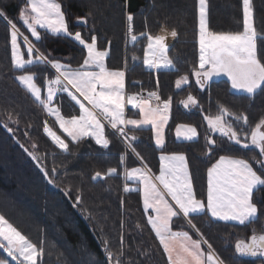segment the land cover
I'll use <instances>...</instances> for the list:
<instances>
[{"label": "trees", "instance_id": "16d2710c", "mask_svg": "<svg viewBox=\"0 0 264 264\" xmlns=\"http://www.w3.org/2000/svg\"><path fill=\"white\" fill-rule=\"evenodd\" d=\"M57 1L72 34L79 31L88 41L94 36L99 48H108V66L126 71L130 92L156 91L162 100L171 101L166 142L161 147L155 144L152 127L128 128L124 135L127 145L110 127L105 129L108 147L92 137L73 141L17 79L20 73L30 71L46 88L56 77L49 64H34L24 70L14 65L9 22L32 39L20 19L27 0H0V214L43 249L40 264H116V260L119 264H169L163 245L148 223L150 213L144 208L140 187L125 191L135 184L126 171L142 165L128 144L153 173L160 169L161 152H184L196 194L205 200L208 169L222 155L248 159L261 174L257 149H245L229 141L209 126L208 118L220 114L221 107L226 108L233 115L226 114L223 119L236 130L240 127L250 134L264 119V91L252 96L235 91L225 76L208 82L201 77V83L196 82L195 72L200 70L198 0ZM207 2L210 31H243V0ZM252 8L257 55L264 60V0H252ZM128 15L133 16L135 42L130 39ZM164 26L177 33L168 49L174 67L147 68V35H157ZM39 30L41 40L32 41L39 53L81 68L87 55L84 45L73 36ZM23 46L25 49V43ZM183 76L189 81L177 88L176 82ZM189 95H194L198 103L184 108L181 102ZM55 102L64 115L80 112L66 92L58 93ZM236 115L247 116L248 124L236 120ZM46 124L68 144L67 151L47 135ZM180 124L196 127L198 136L191 140L176 138ZM211 139H215V145L209 143ZM109 169L116 172L109 174ZM97 172L101 175L96 176ZM253 201L259 209L258 218L246 225L203 212L190 215L188 220L175 217L171 228L188 230L198 239L202 233L225 264L264 263V259L243 258L235 250V242L248 238L253 230L264 233V186L254 191ZM109 252L115 259H109ZM0 258L16 264L2 250Z\"/></svg>", "mask_w": 264, "mask_h": 264}, {"label": "snow or ice", "instance_id": "6c2138e0", "mask_svg": "<svg viewBox=\"0 0 264 264\" xmlns=\"http://www.w3.org/2000/svg\"><path fill=\"white\" fill-rule=\"evenodd\" d=\"M244 19L243 31L240 32H213L208 29L206 0H199V67L207 70L196 71L197 83H201V77L211 79L213 75L226 74L234 89H239L255 95L258 90L264 91V60L257 55V33L254 27L250 0H243ZM2 15V13H0ZM20 19L31 35L36 40H41L39 29L48 30L54 34L64 33L69 37L73 34L69 32L61 4L56 0H27V7L21 11ZM129 33L131 40L135 42L137 36L132 33L133 16L128 15ZM11 27L12 57L17 69H26L27 66L34 64H49L56 70L58 75L49 82L47 99H41V90L34 83V73L19 75L17 79L25 85L35 100L41 104L50 115L54 114L59 126L73 141H79L84 136H94L97 144L108 147L109 141L104 137V126L97 117V111L109 120L111 127L116 129L118 125H152L156 131V143L163 144L160 129L167 121V112L171 101L163 104V114L159 107L152 108L148 100L140 98V102L135 107L140 108L143 113L142 120H125L124 106V75L123 71H108L105 68L104 58L106 51H99L96 48V38H91L92 42L87 43L79 32L74 34V39L87 49V59L80 69H71L69 66L55 60H49L43 53L24 37L28 43L27 53L29 57L36 52V59H24L20 51L17 39L18 29L14 23ZM146 35V34H142ZM175 37L177 33L171 32ZM148 48L144 63L149 68H159L160 61L164 67H172L173 62L168 59L167 47L164 43V36L152 37L147 35ZM93 67L99 71L91 70ZM66 82V83H65ZM187 83V77L178 80L177 87L181 83ZM55 86V87H54ZM71 89L75 91H70ZM201 86H203L201 84ZM57 91L68 92L69 96L80 106L82 115L65 119L59 114V109L49 107ZM79 93V96L76 95ZM80 97L92 106V110L85 106ZM155 97L159 100L156 93L149 94V100ZM137 96L128 97L127 102L137 100ZM196 104L194 97L189 96L187 104ZM95 110V111H94ZM233 115L228 109L221 107L220 114L214 118H208L209 126L228 137L229 141L236 145H241L248 149L254 147L264 157V119L260 120L250 134L241 136L232 124L227 123L224 115ZM11 119V117H9ZM235 119L248 124L247 116L236 115ZM185 129L184 138L191 140L196 136V129L181 125ZM11 131V129H9ZM44 131L59 147L68 150L59 135L45 125ZM124 135L123 129H119ZM180 135V129H177ZM132 139H135L134 137ZM215 144L214 140L209 141ZM133 151H135L133 149ZM138 155V154H137ZM36 158L35 156L33 157ZM162 163L160 174L154 179L166 189L162 192L156 183L153 182L147 172L141 175L144 183V208L145 210L154 209L155 218L149 216L148 223L151 225L156 236L159 238L163 250L167 254L169 264H223L214 251L211 244L206 240L192 239L188 232H174L170 226L173 217L180 215L189 217L190 214H200L205 209L210 212L212 217L223 221H235L239 225L252 223L258 218V207L253 201V193L260 186H264V159L256 161L261 165V174L253 168V164L248 159L234 157L231 155L220 156L219 160L208 169L207 203L197 200L194 195L191 177L188 172L186 157L183 154H173L161 156ZM54 171V170H53ZM109 174L116 172V169H109ZM139 172V169L134 170ZM47 175V172H45ZM101 173L97 172L96 176ZM125 191H129L125 188ZM165 196H169L174 204H170ZM195 228L194 224H190ZM197 233L199 230L196 229ZM250 240L238 239L235 250L241 256H261L264 257V234H255ZM202 243L207 244L209 252L205 255ZM0 250L6 256L15 261L16 264H37V258L43 254V249L38 248L16 227L13 226L3 215H0ZM109 259H115L109 252ZM0 264H9L7 258H0ZM116 264L119 261L116 260Z\"/></svg>", "mask_w": 264, "mask_h": 264}, {"label": "rangeland", "instance_id": "374dc122", "mask_svg": "<svg viewBox=\"0 0 264 264\" xmlns=\"http://www.w3.org/2000/svg\"><path fill=\"white\" fill-rule=\"evenodd\" d=\"M208 0H206V14H207V25H208V29H209V17H208V2H207ZM56 2L57 3H59V1H57L56 0ZM60 4V3H59ZM250 4H251V10H252V18H253V23H254V14H253V8H252V0H250ZM27 7V5L26 6H24L23 8H22V10H24L25 8ZM21 10V11H22ZM61 10L63 11V9H62V6H61ZM198 10H199V0H198ZM64 13V12H63ZM64 16H65V14H64ZM65 20H66V16H65ZM66 23H67V20H66ZM26 26V25H25ZM67 26H68V23H67ZM254 27H255V23H254ZM16 28H17V26H16ZM18 29V28H17ZM68 30H69V26H68ZM19 31V30H18ZM38 31L40 32V30H39V28H38ZM173 30H171V29H169V28H167L166 26H164V27H162V29L160 30V32L157 34V35H151L152 37H156V36H164L165 37V40H164V43H165V45H166V47H167V53H166V55H167V57H168V59H170L172 62H173V60L170 58V56H169V53H168V49H169V47L175 42V40H176V38H177V35L175 36V37H173L172 35H171V32H172ZM69 32H70V30H69ZM79 32V31H78ZM19 33H20V31H19ZM75 33H77V32H75ZM75 33H73V37H74V34ZM80 34H81V37L87 42V43H91L92 41H88V40H86L84 37H83V35H82V33L81 32H79ZM257 33V32H256ZM132 34V33H131ZM22 37L24 38V36L23 35H19L18 36V39H17V43L19 44V47H20V51H21V53L23 54V57H24V59H29V58H31V59H33V60H35L36 59V56H37V54L34 52L33 54H32V57H29L28 56V53H27V48H28V43H26L25 41L23 42V40H22ZM33 39H35V37H33L32 36V39H30L29 37H28V41L29 42H31V44H32V41H33ZM131 39V38H130ZM132 41V40H131ZM149 42V41H148ZM23 43H25V46H26V48L24 49V46H23ZM33 45V44H32ZM96 48H97V50H99V51H106L107 52V55H108V48L107 49H101V48H99V45H98V41H97V39H96ZM147 48H148V43H147V45H146V48H145V55H144V60H145V57H146V55H147ZM86 51H87V49H86ZM107 55H106V57L104 58V64H105V68H106V70H108V71H123L124 73H125V75H124V92H123V95H124V97H125V106H124V119L127 117V114H128V112H129V107H132V108H135L136 110H138L139 111V113L138 114H136V115H132V114H128V115H130V120H142L143 119V113L141 112V110H140V108H138V107H135L134 105L135 104H138L139 102H140V97H138V93L137 92H130L129 90H128V85H127V77H126V71L124 70V69H111V68H109V66H108V63H107ZM86 59H87V55H86ZM59 63H61V64H63L61 61H58ZM160 63H161V66L159 67V68H150V69H154V70H160V69H168V68H173L174 67V63H173V66L172 67H164L163 66V62L162 61H160ZM145 66L147 67V68H149L148 67V65H146L145 64ZM70 67V66H69ZM71 69H80V68H72V67H70ZM206 68H207V66H206ZM91 70H93V71H99V69H97V68H95V67H93ZM26 73H33V72H30V71H25V72H22V73H20L19 75H22V74H26ZM18 75V76H19ZM218 76H220V75H213L212 76V78H214V77H217V78H219ZM227 76V75H226ZM183 77H185V76H183ZM183 77H181L179 80H181ZM187 77V76H186ZM228 77V76H227ZM56 78V77H55ZM228 79H229V77H228ZM207 80H210V79H207ZM230 80V79H229ZM188 81H189V79H188V77H187V83H188ZM34 83L37 85V87H39L40 88V90H41V99H47V90H48V87H49V84L47 85V87L46 88H44L43 86H41L39 83H38V81L36 80V76H34ZM66 83V82H65ZM186 83H181L180 84V86L179 87H177V88H182L184 85H185ZM23 85V84H22ZM25 88H26V86L25 85H23ZM204 86V85H203ZM55 87V86H54ZM233 88V87H232ZM27 89V88H26ZM28 90V89H27ZM69 90L70 91H75L74 89H71L70 88V86H69ZM233 90H235V91H240V92H244V91H241V90H239V89H234L233 88ZM58 92V91H57ZM57 92L55 93V95H54V97H53V100H52V102H51V104L49 105V107H51V108H53V109H59L58 108V105L56 104V102H55V99H56V95H57ZM141 93L142 94H144L145 96H146V98H143L144 100H148V103L150 104V106L152 107V108H157V107H159V109L161 110V114H163V104H164V102H165V100H162L161 98H160V96H159V94L156 92V91H152V92H150V91H147V90H142L141 91ZM150 93H156V95L159 97V100H157L155 97H152L150 100H149V94ZM76 95L77 96H79V94L78 93H76ZM133 95H135V96H137V100H135V101H132V103H128L127 102V100H128V97H130V96H133ZM189 96H192V97H194L195 98V100L197 101V98L194 96V95H189ZM189 96H187L186 98H184L183 100H182V102H181V105L184 107V108H191V107H195L196 105H197V103H198V101H197V103L196 104H191V103H188L187 104V107L185 106V103L188 101V97ZM80 99H81V97H80ZM81 101H82V99H81ZM83 102V101H82ZM84 103V102H83ZM85 104V103H84ZM59 111H60V109H59ZM170 112H171V104H170V106H169V109H168V112H167V116H168V118H167V121L163 124V126L161 127V129H160V133H161V137H162V140H163V144H162V146L164 145V143L166 142V138H167V125H168V122H169V118H170ZM181 125H184V126H188V127H194V126H192V125H188V124H180V125H178L177 126V128H176V131H175V134H176V138H178V139H185L184 138V133H185V129H183V128H180V126ZM48 126V125H47ZM103 126H104V124H103ZM119 127L118 128H120V129H122L123 127L122 126H124V125H118ZM145 126H149V127H152V129H153V133H154V141H155V144L156 145H158L157 143H156V129L152 126V125H145ZM49 128H51L50 126H48ZM107 128V126H104V131H105V129ZM180 129V135H178L177 134V129ZM195 129H196V127H194ZM52 129V128H51ZM242 128H238V130L237 131H239L240 132V134H241V136H244L246 133H244V131L243 130H241ZM53 130V129H52ZM54 131V130H53ZM55 132V131H54ZM123 132H124V135L126 136V133H125V131H124V129H123ZM56 134L57 135H59L57 132H56ZM60 136V135H59ZM198 136V131H197V129H196V136L194 137V138H196ZM61 137V136H60ZM61 139H63L62 137H61ZM127 139V138H126ZM64 140V139H63ZM212 140H214L215 141V139H211L210 141H212ZM216 142V141H215ZM66 143V142H65ZM124 143L127 145V143L124 141ZM211 145H215V144H211ZM128 146H129V148L131 147V149L133 150V148H132V146H130V144H128ZM158 146H161V145H158ZM210 151H211V149L209 148L208 149V152H207V154L208 153H210ZM134 155H135V153H134ZM258 158H257V161H260V160H262V156H261V154L259 155V156H257ZM259 164V163H258ZM132 168H134V167H132ZM132 168H129V171H126V176H127V178H131L130 176H132V170H130V169H132ZM1 215V214H0ZM11 259V258H10ZM12 262H14V263H16L15 261H12ZM41 262H40V256L37 258V264H40Z\"/></svg>", "mask_w": 264, "mask_h": 264}, {"label": "crops", "instance_id": "0c3cea01", "mask_svg": "<svg viewBox=\"0 0 264 264\" xmlns=\"http://www.w3.org/2000/svg\"><path fill=\"white\" fill-rule=\"evenodd\" d=\"M64 34V33H63ZM63 63V62H62ZM64 65H67V64H65V63H63ZM68 66V65H67ZM55 70V69H54ZM205 70H207V68H205V69H200L199 71H201V72H203V71H205ZM56 71V70H55ZM58 75V73L56 72V76ZM223 76H225V77H227L226 76V74H220V76H218V77H223ZM214 78H217V77H214ZM214 78H211V79H214ZM228 78V77H227ZM204 81H209V80H207V79H204ZM60 92H62V91H58L57 92V94L58 93H60ZM63 92H65V91H63ZM67 94H68V92H66ZM79 94V93H78ZM69 95V94H68ZM71 97V96H70ZM81 99H82V101L85 103V106L86 107H88L90 110H92V106L90 105V104H88V102L86 101V100H84L83 99V97H81ZM74 101V100H73ZM75 102V101H74ZM76 103V102H75ZM77 104V103H76ZM78 106H79V104H77ZM79 108H80V106H79ZM129 109V112H128V114H132V115H136V114H138L139 113V111L138 110H136L135 108H132V107H129L128 108ZM95 111V110H94ZM59 114L63 117V118H65V119H71L72 117H79V116H81L82 115V112H81V109H80V112H79V114L78 115H74V116H67V115H64L63 113H62V111L60 110L59 111ZM97 117H98V119H100V122L102 123V124H104V126H107V127H110L112 130H114L118 135H119V133H121L120 131H119V129L120 128H116V129H114V128H112L111 127V124H110V122H109V120H106V119H104V117L100 114V112H98L97 111ZM127 114V117L125 118V120H130V115H128ZM53 116H54V118L56 119V117H55V115L54 114H52ZM58 122V121H57ZM58 124H59V122H58ZM119 127V126H118ZM123 128L122 129H124V131L126 132L127 131V129L128 128H130V127H135V126H133V125H124V126H122ZM140 127H149V126H145V125H141ZM63 130V129H62ZM67 134V133H66ZM84 137H92L95 141H96V139H95V137L94 136H84ZM104 137L107 139V137H106V134H105V131H104ZM194 139V138H193ZM126 142V141H125ZM159 147H161V146H159ZM134 153H135V155L137 156V158L141 161V166H135L134 168H132V169H130V170H132V176H130L131 177V179H132V181H134L135 182V184H132L131 186H129V188L128 189H135V188H137V187H140V189H141V193H142V198H143V203H144V183H143V181H142V179L140 178L141 177V175L143 174V173H145V172H147L151 177H153V182L154 183H156L157 184V186H158V188L162 191V192H166V189H164L163 188V186L162 185H160L159 184V182L157 181V180H155L154 178L155 177H158L159 176V174H160V169H161V166H162V163H164V162H162L161 160H160V169H159V171L157 172V173H153L149 168H148V166L141 160V158L137 155V153L135 152V151H133ZM173 154H183L185 157H186V162H187V168H188V172H189V175H190V177H191V182H192V187H193V191H194V195H195V198L197 199V200H201V201H203L204 203H205V205H206V203H207V197H206V199L204 200V199H201V198H199L198 196H197V194H196V191H195V188H194V185H193V180H192V174H191V170H190V166H189V162H188V158H187V155L184 153V152H161L160 153V157L163 155V156H167V155H173ZM223 156V155H222ZM231 156H234V157H240V156H235V155H231ZM220 158V157H219ZM219 158L217 159V161L219 160ZM240 158H243V157H240ZM245 159V158H244ZM216 161V162H217ZM215 162V163H216ZM250 162V161H249ZM214 163V164H215ZM251 163V162H250ZM213 164V165H214ZM212 165V166H213ZM211 166V167H212ZM210 167V168H211ZM253 168L255 169V167L253 166ZM136 169H139L140 171L139 172H135L134 170H136ZM256 170V169H255ZM129 171V170H128ZM258 172V171H257ZM258 174H260L259 172H258ZM207 185H208V174H207ZM165 199L166 200H168V202L170 203V204H174V201H172L171 200V198L169 197V196H165ZM148 211H149V213H150V216H152L153 218H155V215H156V213H155V211H154V209H148ZM205 212H208L209 214H210V212L209 211H207V209H205ZM190 215H192V214H190ZM189 215V216H190ZM211 215V214H210ZM180 216H182V215H180ZM184 219H186V220H188L189 219V217H184V216H182ZM175 217H173L172 218V220H171V222H170V226H171V224H172V221H173V219H174ZM215 218V217H214ZM230 222H235V221H230ZM237 223V222H236ZM172 231H174V232H180V231H183V232H188L189 233V235L192 237V239H194V240H196V239H198V238H196V237H194V235L190 232V231H188V230H177V231H175V230H173L172 229ZM201 239V238H200ZM202 239L203 240H205L203 237H202ZM206 246V247H205ZM201 247H202V249L205 251V255H207V253L209 252V249H208V247H207V244H204V243H202V245H201ZM212 251H214L213 249H212ZM214 253L216 254V256L220 259V260H222L219 256H218V254L214 251ZM223 261V260H222ZM223 264H225L224 262H223ZM259 264H264L263 262H260Z\"/></svg>", "mask_w": 264, "mask_h": 264}, {"label": "water", "instance_id": "95a60500", "mask_svg": "<svg viewBox=\"0 0 264 264\" xmlns=\"http://www.w3.org/2000/svg\"><path fill=\"white\" fill-rule=\"evenodd\" d=\"M254 234V233H253ZM251 234L248 238H241V239H245L246 241L247 240H250L251 236L253 235ZM255 234H264V233H255ZM238 241V240H237ZM237 241L235 242V244L237 243ZM237 253V252H236ZM239 256H241L239 253H237ZM243 258H248V259H253V260H257V259H264V257H261V256H256V257H252V256H248V255H245V256H241Z\"/></svg>", "mask_w": 264, "mask_h": 264}, {"label": "built area", "instance_id": "2783aa9c", "mask_svg": "<svg viewBox=\"0 0 264 264\" xmlns=\"http://www.w3.org/2000/svg\"><path fill=\"white\" fill-rule=\"evenodd\" d=\"M54 79H55V78H54ZM54 79H51L50 81H52V80H54ZM50 81H49V82H50ZM138 97H140V98H146V96H145L144 94H142L141 92L138 93ZM119 137H120L121 140L126 141L124 135H122L121 133H119Z\"/></svg>", "mask_w": 264, "mask_h": 264}, {"label": "flooded vegetation", "instance_id": "af4514ba", "mask_svg": "<svg viewBox=\"0 0 264 264\" xmlns=\"http://www.w3.org/2000/svg\"><path fill=\"white\" fill-rule=\"evenodd\" d=\"M262 131H264V128L261 129ZM258 151V150H257ZM259 152V151H258ZM262 159H264V157H262Z\"/></svg>", "mask_w": 264, "mask_h": 264}]
</instances>
